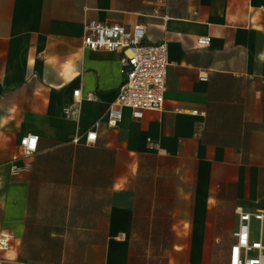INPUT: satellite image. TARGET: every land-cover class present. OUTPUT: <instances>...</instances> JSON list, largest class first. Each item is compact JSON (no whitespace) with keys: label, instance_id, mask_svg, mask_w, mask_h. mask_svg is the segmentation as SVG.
<instances>
[{"label":"crops","instance_id":"crops-1","mask_svg":"<svg viewBox=\"0 0 264 264\" xmlns=\"http://www.w3.org/2000/svg\"><path fill=\"white\" fill-rule=\"evenodd\" d=\"M90 20L167 43L163 109L109 126L126 66ZM237 208L264 215V0H0L1 261L229 264Z\"/></svg>","mask_w":264,"mask_h":264},{"label":"built area","instance_id":"built-area-1","mask_svg":"<svg viewBox=\"0 0 264 264\" xmlns=\"http://www.w3.org/2000/svg\"><path fill=\"white\" fill-rule=\"evenodd\" d=\"M85 47L91 51L106 50L123 54L122 62L126 66L124 79L118 98L109 106L107 117L110 127H117L123 118L124 109L131 111L134 118H142L146 110H161L165 106L167 91V74L170 65L167 43H145V30L142 26L132 29L120 23H103L96 20L87 21L83 26ZM199 44L207 47L211 38H199ZM208 75L201 76L207 81ZM80 90H75L78 96ZM97 134L87 132L88 143L95 142ZM79 138H74L78 142ZM39 136L28 134L20 140L25 156L37 151ZM21 171V170H20ZM19 172V170H16ZM239 224L235 232L234 243L230 248L229 264H264V243L261 239H252L253 220L261 221L262 213H252L237 208ZM13 247L10 234L0 235V252ZM0 264H8L0 260Z\"/></svg>","mask_w":264,"mask_h":264}]
</instances>
